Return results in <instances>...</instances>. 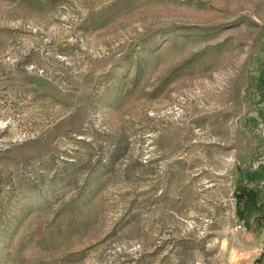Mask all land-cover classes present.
I'll return each instance as SVG.
<instances>
[{"label": "rangeland", "instance_id": "rangeland-1", "mask_svg": "<svg viewBox=\"0 0 264 264\" xmlns=\"http://www.w3.org/2000/svg\"><path fill=\"white\" fill-rule=\"evenodd\" d=\"M0 264H264V0H0Z\"/></svg>", "mask_w": 264, "mask_h": 264}]
</instances>
